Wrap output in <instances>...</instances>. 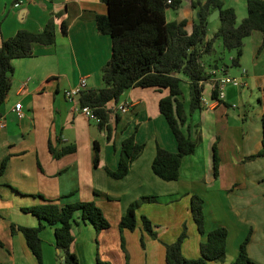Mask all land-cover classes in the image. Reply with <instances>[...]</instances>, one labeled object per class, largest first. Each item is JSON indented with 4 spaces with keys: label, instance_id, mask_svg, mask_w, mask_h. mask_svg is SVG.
<instances>
[{
    "label": "crops",
    "instance_id": "0c3cea01",
    "mask_svg": "<svg viewBox=\"0 0 264 264\" xmlns=\"http://www.w3.org/2000/svg\"><path fill=\"white\" fill-rule=\"evenodd\" d=\"M186 2L183 5L181 0L174 20L186 19L192 23L198 18V11L191 6L192 0ZM106 11L101 0H0V43L19 29L40 31L50 20L55 29L53 44H35L31 56L13 61L8 98L0 106L4 124L0 127V165L6 159L0 172V264H56L58 250L52 227L43 223L40 230V263L27 247L22 233L10 230L11 223L38 225V218L23 210L40 203L37 194L59 203L93 200L108 219L110 227L99 232L79 219L73 224L71 249L79 264H95L97 254L112 264H165L164 243L173 242L183 225L187 236L181 245L182 254L187 258L199 256V243L205 235L197 232L190 215L192 194L204 200L205 230L222 225L228 231L226 257L223 262L212 264L232 263L239 244L248 234V256L264 264V155L246 159L261 148L264 47L257 53L261 33L254 31L244 39V48L246 41L251 47V59L247 61L242 54L238 73L229 74L228 67L215 62L206 69L212 75L204 86L203 96L209 100H213V81L222 75L241 77L245 84L226 85L222 100L213 102L210 108L196 109L188 116L183 131L193 139L200 135L201 141L192 154L182 158L178 178L165 181L152 172L151 162L157 145L176 151L174 137L158 109L159 100L168 94L166 89L132 86L117 103H108L112 110L108 120L109 139L96 122L74 111L63 95L81 77L86 78L87 88L101 85V69L110 58L111 40L97 30L94 20L96 14ZM235 12L238 23L245 13L242 9ZM63 20L67 22L66 35L60 33ZM217 71L223 74L217 75ZM181 87L187 110L189 96L185 80ZM124 101L129 103V108L121 113L116 106ZM16 103L21 104V118L13 111ZM130 134L145 144L144 150L123 178L113 179L104 168L117 167L121 141ZM95 142L99 145L96 166L93 165ZM49 143L57 149L67 145L75 149L54 158ZM214 145L218 157L216 174ZM147 195H155L156 201L140 204L136 210V228L123 232L126 260L118 223L132 201ZM176 206L181 208V217L173 214ZM141 215L150 219L157 238L142 229ZM59 257L64 263L63 256Z\"/></svg>",
    "mask_w": 264,
    "mask_h": 264
},
{
    "label": "trees",
    "instance_id": "16d2710c",
    "mask_svg": "<svg viewBox=\"0 0 264 264\" xmlns=\"http://www.w3.org/2000/svg\"><path fill=\"white\" fill-rule=\"evenodd\" d=\"M105 3V14H96L95 26L97 30L108 35L111 40V54L101 69V85L83 89L77 96L81 106H89L99 117L98 127L106 131L109 139L108 126L111 108L108 103H117L126 89L132 86L154 87L166 89L168 94L158 103V109L164 117L167 126L176 142V151H169L157 145L151 162L152 172L165 181L176 180L179 167L184 156L194 152L201 141L198 135L193 139L185 133L182 126L188 116L196 109H202L201 97L204 86L211 75L205 69L203 58L213 51V42L221 40L224 49L235 50L230 58V65L237 67L242 56L244 39L258 31L262 35V42L257 49L259 53L264 47V0H245L246 15L237 23L236 12L232 6H226L223 0H192L191 6L198 11V18L192 23L186 19L167 21L165 11L171 7L178 9L181 0H101ZM219 9V26L212 37H207L208 16ZM60 33L66 35L67 22L61 21ZM55 42L54 24L50 20L40 31L19 29L14 35L4 38L0 43V106L6 102L10 90V75L13 72V61L32 55L35 44L51 45ZM184 78V79H183ZM184 80L188 84V108L182 101V87ZM264 94V82L262 85ZM217 86L214 84L211 97L217 99ZM262 137L260 150L246 157L253 159L264 155V112L261 117ZM145 144L137 142L133 134L121 141L120 157L117 167H105L106 174L113 179L123 178L130 170L132 162L140 156ZM48 149L54 158H58L75 149L73 145L55 148L51 143ZM214 149L213 167L215 174L218 168V157ZM99 145L93 144V165L98 164ZM6 159L1 162L0 172L5 167ZM40 203L23 208L39 220L36 226L10 224L11 233L20 231L26 245L41 262L42 240L40 230L43 223L52 227L54 244L58 256H63L65 264H79L78 258L71 249L73 241L72 226L79 219L89 223L96 232L110 227L108 219L101 208L93 201H76L59 203L37 194ZM155 195L141 196L132 201L121 216L118 228L120 232L121 248L128 260L123 232L133 231L137 225L136 210L144 202H155ZM204 200L197 194L190 196L189 210L191 218L200 235L205 239L199 243V256L187 258L182 254L181 245L187 236L186 226L171 243H164L165 264H212L223 262L226 257L227 228L217 226L209 231L205 230ZM142 229L152 238L157 233L150 219L141 215ZM249 234L239 244L235 260L230 264H258L247 254L246 245ZM141 243L143 244L142 240ZM0 245H2L0 241ZM95 264H112L97 254Z\"/></svg>",
    "mask_w": 264,
    "mask_h": 264
},
{
    "label": "rangeland",
    "instance_id": "374dc122",
    "mask_svg": "<svg viewBox=\"0 0 264 264\" xmlns=\"http://www.w3.org/2000/svg\"><path fill=\"white\" fill-rule=\"evenodd\" d=\"M225 1V5H232L235 7L236 11L239 13V11L242 9L245 13L244 16L246 15V6H245V0H224ZM183 5H187L186 0H182ZM166 18L168 21H172L174 19H177V11L176 9H173L171 7L166 9ZM241 18H238L237 21H240L242 19V16H240ZM219 26V21L217 20H212V21H208V29H207V36L208 37H212L214 32L217 30ZM213 49L214 52L205 57V69H210L212 68L215 63L219 64V66H226L228 67L226 70H228L227 72L229 74H235L238 73L237 71V67L231 66L230 65V57L235 55V50L231 49V50H227L224 49L221 43V40L219 38H216L213 42ZM242 54H244V58H246L247 61H250L251 59V54L250 51L251 47L249 46V43L246 41V46L244 48H242ZM215 62V63H214ZM218 72V71H217ZM223 74L222 72H218L217 75ZM184 89H186L185 85L183 86ZM183 89V94L184 97H186V90ZM175 212H173L174 215H176L177 217H181L182 216V212H181V208L180 206H176L174 208ZM203 212H204V208H203ZM187 230V229H186ZM187 233V232H186ZM135 251V248H131V252L133 253ZM132 258L134 260L137 259V257L135 255L132 256ZM236 258V256H235ZM234 258V260H235ZM233 260V261H234ZM55 262L56 264H65L62 262V260L60 259L59 256H55Z\"/></svg>",
    "mask_w": 264,
    "mask_h": 264
},
{
    "label": "built area",
    "instance_id": "2783aa9c",
    "mask_svg": "<svg viewBox=\"0 0 264 264\" xmlns=\"http://www.w3.org/2000/svg\"><path fill=\"white\" fill-rule=\"evenodd\" d=\"M170 2H171V0H167V3H170ZM15 5H17V3ZM242 73H243V75H245V70H243ZM214 84H216L217 90H218L217 99L209 100L208 98H206L205 96L202 95V97H201L202 109L203 108H210L212 106L213 102L216 103V102L222 100L225 96L224 89H225L226 85H233L236 87H242L245 84V81H243V79L241 77L222 75L221 77H219L213 81L212 87L214 86ZM85 88H87L86 78L81 77L79 79V82L75 86H72V87L65 89L63 91V95H64L65 99L72 104V109L74 111L82 113L84 116H86L87 118L93 120L94 122H96L98 124L99 117L96 114H94L93 110L89 106H85V105L81 106L77 102V96ZM128 108H129V103L126 101L120 102L116 106V110H118L121 113H125L128 110ZM13 111L15 112L17 118H21L23 116V112H22L20 103H16L14 105ZM3 126H4L3 120L0 119V127H3Z\"/></svg>",
    "mask_w": 264,
    "mask_h": 264
},
{
    "label": "water",
    "instance_id": "95a60500",
    "mask_svg": "<svg viewBox=\"0 0 264 264\" xmlns=\"http://www.w3.org/2000/svg\"><path fill=\"white\" fill-rule=\"evenodd\" d=\"M220 10L214 9L208 16V21L216 20L219 17Z\"/></svg>",
    "mask_w": 264,
    "mask_h": 264
}]
</instances>
